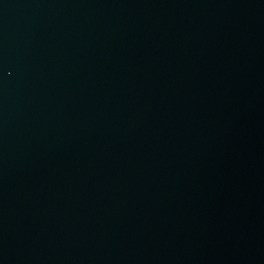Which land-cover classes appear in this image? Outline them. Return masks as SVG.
<instances>
[{
	"label": "water",
	"instance_id": "water-1",
	"mask_svg": "<svg viewBox=\"0 0 264 264\" xmlns=\"http://www.w3.org/2000/svg\"><path fill=\"white\" fill-rule=\"evenodd\" d=\"M0 264H264V0H0Z\"/></svg>",
	"mask_w": 264,
	"mask_h": 264
}]
</instances>
